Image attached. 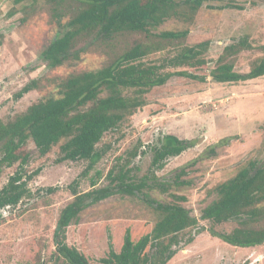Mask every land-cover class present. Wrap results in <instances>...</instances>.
<instances>
[{"label":"rangeland","instance_id":"rangeland-1","mask_svg":"<svg viewBox=\"0 0 264 264\" xmlns=\"http://www.w3.org/2000/svg\"><path fill=\"white\" fill-rule=\"evenodd\" d=\"M55 8L63 9V16L56 15ZM74 10L70 0L58 5L45 0L35 4L0 0V119L4 123L14 120L32 103L59 96L61 83L69 75L100 68L140 41L163 44L161 50L144 57L151 63L162 62L182 46L209 41L208 64L198 69L186 67L207 79L201 82L175 74L163 86L153 88L146 95L145 106L104 134L97 144L101 158L92 168L88 169V160L60 159L66 139L45 155L30 139L25 148L29 154L25 167L28 173H35L28 182L32 195L16 206L0 209V264H67L55 252L53 237L61 210L74 197L71 185L79 193L106 186L109 170L125 164L131 168L132 178L139 180L152 169L153 148L166 134L193 140L194 145L155 170L162 180L171 183L170 189L164 192L156 187L149 194L161 202L174 201L172 194L185 196L181 203L198 219L197 226L180 233L182 241L167 264H264V244L237 247L210 233V229L230 232L236 222L216 224L201 219L202 210L217 197L213 191L216 185L235 176L250 160L264 162V76L239 82H217L211 76L225 46L243 37L255 46L231 58L234 69L247 73L262 56V0H204L191 24L171 17L152 29L150 38L145 33L121 34L102 45H89L77 60L50 67L42 52L63 33ZM182 29H189L185 39L157 36L162 31ZM84 44L81 42L78 48ZM166 63V71L185 69ZM32 79L38 80L39 88L16 99L14 95ZM225 138H230L229 143L221 142ZM195 158L186 173H179ZM19 162L0 166V188ZM97 172L101 173L99 177ZM178 173L184 181L181 185L175 183ZM92 178L97 179L95 186ZM48 187L57 189L49 192ZM157 220V212L142 198L115 193L80 213L67 229V242L98 259L106 255L110 242L115 250L121 249L128 228L138 240L153 229Z\"/></svg>","mask_w":264,"mask_h":264},{"label":"trees","instance_id":"trees-1","mask_svg":"<svg viewBox=\"0 0 264 264\" xmlns=\"http://www.w3.org/2000/svg\"><path fill=\"white\" fill-rule=\"evenodd\" d=\"M37 3L40 0H14V3ZM49 4H61L66 0H45ZM75 10L66 22L63 33L55 37L42 52V57L50 67H58L80 58L81 52L94 43L104 44L115 40L118 35L145 33L149 38L152 29L171 17L193 23L195 15L204 0H70ZM264 3V0H262ZM55 14L63 16L64 11L55 8ZM189 29L162 31L157 36L164 40L185 39ZM84 42L85 44L78 48ZM248 37L225 46L217 59V66L211 71L217 82L247 81L264 76L263 52L250 71L238 72L231 61L233 56L254 48ZM209 41L185 45L162 62H147L144 57L159 51L163 44L136 42L123 53L114 56L100 68L73 73L61 83V94L50 96L32 103L25 112L14 120L4 123L0 119V143L2 156L0 166H12L20 161L17 170L0 188V209L16 206L24 198L30 197L29 180L35 173H28L26 164L29 154L25 150L31 139L41 155L49 153L61 140V160H88V169L101 158L97 144L104 134L115 130L128 116L135 114L146 105V95L153 88L163 86L176 75L187 76L205 82L206 76L190 72L208 64L206 53ZM182 70L166 71L167 63ZM39 88L36 79L30 80L14 96L16 99ZM230 138L221 142L229 143ZM194 145L190 139H181L174 134L161 137L153 148L154 156L149 174L139 180L130 175L128 164L109 170L108 185L92 188L79 193L71 185L73 199L61 210L54 232L55 252L67 264H167L181 243L180 233L197 226L198 219L191 215L189 208L181 201L186 197L172 194L174 201L161 202L149 194L154 188L164 192L171 183L162 180L155 170L162 168L171 158L180 155ZM25 150V151H24ZM24 151V152H23ZM136 156V151L134 152ZM197 158L181 167L179 173H186V167ZM177 174L176 184L184 183ZM101 175L97 172V176ZM97 179L92 178V185ZM56 187H48L53 192ZM213 191L217 197L203 210L201 219L216 224L236 222L230 232L210 233L224 242L237 247H256L264 244V162L250 160L238 173L216 185ZM115 193L138 196L146 201L158 214L153 229L138 240H134L128 228L120 250H115L110 242L105 256L93 259L67 242V229L80 213L97 202ZM190 238L188 242H191Z\"/></svg>","mask_w":264,"mask_h":264}]
</instances>
